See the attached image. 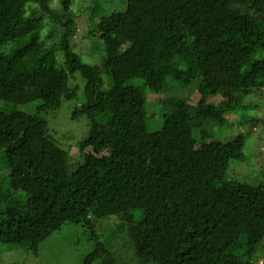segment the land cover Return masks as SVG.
<instances>
[{
  "label": "trees",
  "instance_id": "obj_1",
  "mask_svg": "<svg viewBox=\"0 0 264 264\" xmlns=\"http://www.w3.org/2000/svg\"><path fill=\"white\" fill-rule=\"evenodd\" d=\"M73 2L0 0V245L37 254L73 225L94 244L82 264L264 259V183L194 178L198 123L254 131L261 122L247 104L264 98V10L145 0L132 15L93 4L100 55L90 64L74 47ZM148 95L161 101L156 129ZM192 97L166 148L165 127ZM70 103L72 120L89 126L75 141L54 127Z\"/></svg>",
  "mask_w": 264,
  "mask_h": 264
},
{
  "label": "rangeland",
  "instance_id": "obj_2",
  "mask_svg": "<svg viewBox=\"0 0 264 264\" xmlns=\"http://www.w3.org/2000/svg\"><path fill=\"white\" fill-rule=\"evenodd\" d=\"M219 2L226 5H239V10L243 14L250 13V5H258L264 10V0H219ZM93 4H101L105 11L109 13L112 11L122 12L126 9L129 14L136 15L138 6L142 8L145 0H74L72 10L78 13L79 17L77 19L78 32L74 39V47L77 52H81L82 60L90 64H96L95 59L100 55V48L95 46L92 48V44L98 42L99 39L97 37L91 38L93 41H90L89 38L94 36L91 30L93 21L89 15L90 9L96 7ZM192 89H195V87L193 86ZM148 98L147 107L152 121L154 120L152 118L157 116L159 102L161 103V101H159L160 98L157 95H148ZM221 101L229 104L230 100L227 97H221ZM197 102V98H190L188 103L174 114L164 129L163 146L170 147L168 138L175 129L176 123L185 120V114L192 106L197 105ZM36 104L35 102L23 107L24 109H33ZM65 105L68 106V104ZM247 105L249 106L251 118L261 120L254 131H246L242 128H229L227 131H220L216 121L211 118L197 124L200 131L199 139H197L199 141L197 145L198 157L194 175L197 182L209 183L213 178L224 176L228 179L257 180L264 183V98L250 97ZM67 106L62 107L58 113V118L56 121L54 120V127L59 132L56 137L67 136L69 140L74 141L86 137L89 134L88 121L85 118L73 121V110L71 109L76 106L74 103H70V109ZM151 126L156 129L158 126L157 120L152 121ZM245 131L248 139L245 140V145H243ZM64 142V148L68 149L70 143L67 140ZM25 196L23 192H18L17 197L23 198ZM108 227L106 225L102 228L105 230ZM93 245L84 234V229L81 226L66 225L62 231L55 233L44 242L39 247L37 254L27 252L24 249L11 250L6 244H1L0 264H82L84 257L93 250ZM127 256H130L129 249L125 253V257ZM130 258H125L126 263L134 264ZM256 264H264V259H258Z\"/></svg>",
  "mask_w": 264,
  "mask_h": 264
}]
</instances>
